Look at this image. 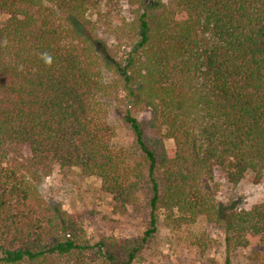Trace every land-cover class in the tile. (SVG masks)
I'll return each instance as SVG.
<instances>
[{
  "label": "trees",
  "instance_id": "16d2710c",
  "mask_svg": "<svg viewBox=\"0 0 264 264\" xmlns=\"http://www.w3.org/2000/svg\"><path fill=\"white\" fill-rule=\"evenodd\" d=\"M168 2L127 0L133 16L113 23L95 0H0V264H131L159 207L220 225L229 247L264 244V202L223 211L209 187L264 180V0ZM112 115L132 150L114 143ZM55 163L141 202L143 236L90 244L39 191Z\"/></svg>",
  "mask_w": 264,
  "mask_h": 264
},
{
  "label": "rangeland",
  "instance_id": "374dc122",
  "mask_svg": "<svg viewBox=\"0 0 264 264\" xmlns=\"http://www.w3.org/2000/svg\"><path fill=\"white\" fill-rule=\"evenodd\" d=\"M95 1L99 4V15L102 18L110 16L113 23L133 16L127 0ZM163 1L174 9L169 0ZM4 18L0 13V20ZM104 37L108 45L114 44L113 40ZM118 55H121L120 52ZM135 112L140 119L148 118L145 111ZM109 124L115 132L116 146L132 150V138L126 127L113 115ZM165 147L171 154L173 141L166 139ZM24 154H29L27 146L24 147ZM209 187L215 201L225 208L223 211H229L231 207L250 209L264 202V180L255 183L250 175L244 176L235 185L216 178L209 183ZM39 191L73 215L92 245L102 238L126 244L127 241L140 239L147 228L148 209L141 202L117 203L102 190L97 177L84 174L78 167L53 164L49 174L41 181ZM181 217L176 208L169 211L159 207L156 232L139 247L131 264H264V244L258 237H250L245 245L229 247L220 225L202 215L192 221ZM88 254L86 260L90 264H100L98 255ZM57 260V264H75L76 257L64 256Z\"/></svg>",
  "mask_w": 264,
  "mask_h": 264
}]
</instances>
